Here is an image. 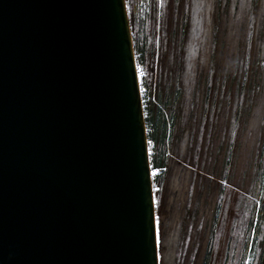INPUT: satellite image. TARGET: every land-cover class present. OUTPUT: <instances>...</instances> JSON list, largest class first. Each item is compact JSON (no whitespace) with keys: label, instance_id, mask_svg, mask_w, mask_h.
Here are the masks:
<instances>
[{"label":"water","instance_id":"95a60500","mask_svg":"<svg viewBox=\"0 0 264 264\" xmlns=\"http://www.w3.org/2000/svg\"><path fill=\"white\" fill-rule=\"evenodd\" d=\"M126 0H0V264H160Z\"/></svg>","mask_w":264,"mask_h":264},{"label":"rangeland","instance_id":"374dc122","mask_svg":"<svg viewBox=\"0 0 264 264\" xmlns=\"http://www.w3.org/2000/svg\"><path fill=\"white\" fill-rule=\"evenodd\" d=\"M251 2L252 0H186L187 5L184 12L187 16V30L184 32V35L186 34L184 36L186 41L184 67L178 85L171 86L169 89L176 88L177 90L181 87L180 121L183 123V128L180 131V137L176 140L177 142L173 143V145L175 144L174 150L171 147L167 154L170 157V173L168 170L166 174L164 168H154L151 163L157 216L159 213L157 212L156 192L163 191L162 198L164 195L162 199L164 217L162 231L165 240L163 256L160 249L161 236L159 235L160 264L175 263V252L180 238L181 226L186 224V219L190 220L187 217L186 207L189 197L190 201H194L197 210H208L207 214L212 219L214 212H216L215 209L218 208L217 198L223 189L228 193L231 191L233 200L231 199L232 206L223 208V210H230L227 216L224 213L228 224L221 227L219 258H214L213 261L214 264H226L224 259L228 245L223 234L227 232L226 234L232 235L230 229L235 224L234 219L237 218L241 210L239 206L241 200L238 197L239 191L236 185L241 184V186L245 185L246 188L250 187L254 171L253 163L264 143V139L261 138L264 131V0H260L255 20L256 35L249 62L251 74L248 76L247 92L244 97V105L241 108V126L235 140H231L227 133V127L232 124L231 118L236 113L234 106L237 105V102L234 95L242 85L238 71L244 60L240 61L246 49L248 26L251 20ZM149 3L150 0H141L138 12L134 13L130 9L129 0H126L134 49L137 40L140 46V51L135 50V59L145 117H147V105L150 102L159 105L157 96L164 93L168 85L165 79L164 54H168L169 51L166 49L168 45L163 44V40L168 39L167 33L171 29L169 22L173 17L167 10L168 6L169 9L171 8L173 3L171 0H157L156 22ZM142 39L144 41H141ZM209 86L212 88L211 99L215 100L216 103V115L212 114V119L209 117H206V120L201 119V123L206 128V135L212 128L213 147L220 142L228 147L219 150L216 154L208 153L205 155L206 172H202L201 183L196 189V194L192 196L189 195L191 191L189 190L190 173L186 171L182 159L186 156L189 127L195 120L194 113L198 110L199 94L200 92L202 94L203 88L207 89ZM201 110H204L203 106ZM146 128L151 158L155 151L154 142L149 138L150 129L147 121ZM229 146L233 150V154L231 153L232 156L229 157L232 159V164L227 172L224 158L225 156L228 157L225 153ZM188 168L190 169V167ZM161 173L163 175L161 182L164 184L162 190L156 182L157 176ZM211 173H216L214 182L211 181ZM224 176L229 177L228 180H222ZM200 194H202L201 199ZM256 200L259 208L262 201ZM214 203L216 207L213 206ZM194 206H191V210ZM222 218L223 215L220 216V219ZM199 222H203L202 228L195 225L194 236L187 242L189 251L193 254V246L195 245L193 239L198 236V250L195 254V260L191 264H203L204 262L208 229L204 234L203 229L205 225L209 228L210 224L201 221V219ZM241 222L244 221L241 219ZM239 225L238 232L240 233L242 226L240 221ZM197 230H200V235L197 234ZM182 231L184 234H182L181 239L186 237L187 228L183 227ZM189 261H191L189 258L185 259L183 264H189ZM249 262L248 256L245 264ZM256 264L260 263L256 262Z\"/></svg>","mask_w":264,"mask_h":264},{"label":"trees","instance_id":"16d2710c","mask_svg":"<svg viewBox=\"0 0 264 264\" xmlns=\"http://www.w3.org/2000/svg\"><path fill=\"white\" fill-rule=\"evenodd\" d=\"M147 1V0H146ZM171 0L172 5L167 10L172 14V20L170 19L169 24L171 29L169 33H167V38L163 40V44H167L168 54H164V60L166 64V73L165 79L166 83H168L166 91L164 93H160L157 96V100L159 105L150 102L147 107V125L150 129L149 138L154 142V151L155 153L151 155L152 165L154 168L165 169V173L170 168L169 159L170 157L167 155L170 152V148L174 147L173 143H176L178 138L180 137V131L183 128V123L180 121V101H181V87L176 90V88H172L171 86L178 85V81L180 80V76L183 72L184 67V57H185V35L184 32L187 30V16L186 13L182 11V3H186V0ZM141 0H129V6L131 11L134 13L138 12ZM150 8L154 13V19L156 22L157 15V0H150ZM260 0H252L251 2V20L248 26L247 38H246V49L244 56L240 59L243 60L241 67L238 71V76L242 79V85L238 88L235 93V101L237 105L234 106L235 114L231 118V126L227 127V133L230 135L231 140H235L238 135L239 128L241 126V108L244 105V97L247 92V80L248 76L251 74V70L249 68L250 62V54L253 47V42L255 40V20L256 15L259 9ZM150 15V14H149ZM164 37V34H163ZM141 41H144L142 39ZM135 50L140 51V46L135 45ZM172 82V83H169ZM241 84V83H240ZM211 87L209 86L207 89L203 88L202 94L200 92L198 98V110L194 113L195 120L189 127V141L187 142V152L184 159H182V163L184 164L186 171L190 173V182H189V195L194 196L196 194V189H198L199 183H201L202 172L205 171V155L210 153L211 155L216 154L219 150H223V148H227V145H223V143H219L213 147V141L211 140L212 136V128L209 129L208 134L206 135V128L201 123V119L206 120V117L211 118L212 114L216 115V103L215 100L211 99ZM205 91V92H204ZM211 107L209 108V106ZM204 107L202 111L201 108ZM209 108V110H208ZM209 113V114H208ZM212 119V118H211ZM241 119V120H240ZM264 130V129H263ZM264 139V131L263 137ZM174 150V149H173ZM213 153V154H212ZM233 150L229 146L226 151L224 158L225 169L228 172V169L231 167L232 159L229 158L232 156ZM180 156V155H179ZM213 165V164H212ZM190 167V169L188 168ZM216 168V166H215ZM253 178L250 183V187L246 188V186H241V184L236 185L238 189V197L241 200L239 203L240 206V214L235 217L233 226L230 229V233L232 235L223 234L225 236V241L227 242L228 247L226 248V256L224 262L227 264H245L246 260L249 256L248 264H256V262L260 264H264V143L259 149V154L257 155V159L253 163ZM170 173V170H169ZM164 174V173H163ZM216 173H211V181L214 182V178L216 177ZM162 173L157 176L156 182L158 186L161 187V190L164 186L161 182ZM209 178V177H208ZM229 177L224 176L222 180H228ZM246 184V183H245ZM162 192L157 191V199L158 206L157 212L159 213V218L161 222V226L164 224V217L162 212ZM200 199L202 198V194L199 195ZM220 197V198H219ZM232 193L231 191L228 193L225 189L220 191V194L217 198L218 202V212H214L212 219L208 216V210L203 209L202 211L197 210L194 206V201L187 200V217L190 220L186 219V224L181 226L180 238L177 242V250L175 252L176 258L174 264H183L185 263V259L191 260L189 264L195 260V254L198 250V236L193 239L195 245L193 246L194 253L191 254L189 251V245L187 242L191 240V237L194 236L193 232L195 231V225L200 226L202 228L203 222L206 221L209 225H205L203 229V234L208 229L206 243H205V256L203 264H214V258H219V246L221 242L220 238V230L221 227L227 223L226 216L229 214L228 209L223 210V208L229 207L232 204ZM260 199L262 204L260 207H257V200ZM239 200V201H240ZM252 200V203H251ZM238 201V202H239ZM251 203V204H250ZM252 205V206H251ZM191 206L194 208L191 210ZM216 207L215 203L213 205ZM232 206V205H231ZM226 216H225V214ZM223 215V218L220 219V216ZM244 221L243 223L241 222ZM248 219V220H247ZM210 221V222H209ZM239 221L242 224L239 231ZM187 228L186 237L182 238V228ZM200 235V230H197V234ZM160 249L161 253L164 256V232L162 231V237L160 238ZM185 241V243H184Z\"/></svg>","mask_w":264,"mask_h":264},{"label":"snow or ice","instance_id":"6c2138e0","mask_svg":"<svg viewBox=\"0 0 264 264\" xmlns=\"http://www.w3.org/2000/svg\"><path fill=\"white\" fill-rule=\"evenodd\" d=\"M155 220H156V225H157V233H158V235H160L162 237V226H161V222H160L159 216H156Z\"/></svg>","mask_w":264,"mask_h":264},{"label":"flooded vegetation","instance_id":"af4514ba","mask_svg":"<svg viewBox=\"0 0 264 264\" xmlns=\"http://www.w3.org/2000/svg\"><path fill=\"white\" fill-rule=\"evenodd\" d=\"M186 5H187V3H182V11L184 12L185 11V9H186Z\"/></svg>","mask_w":264,"mask_h":264},{"label":"bare ground","instance_id":"6f19581e","mask_svg":"<svg viewBox=\"0 0 264 264\" xmlns=\"http://www.w3.org/2000/svg\"><path fill=\"white\" fill-rule=\"evenodd\" d=\"M139 78V77H138Z\"/></svg>","mask_w":264,"mask_h":264}]
</instances>
